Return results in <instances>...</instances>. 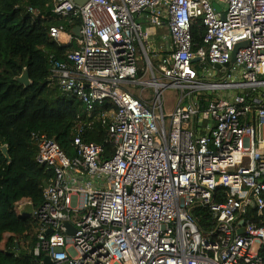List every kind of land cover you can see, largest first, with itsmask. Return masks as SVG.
Here are the masks:
<instances>
[{
  "label": "built area",
  "instance_id": "obj_1",
  "mask_svg": "<svg viewBox=\"0 0 264 264\" xmlns=\"http://www.w3.org/2000/svg\"><path fill=\"white\" fill-rule=\"evenodd\" d=\"M218 2L225 19L214 0H55L58 17L81 20L82 37L53 64V77L89 114L115 106L104 123L117 147L108 158L76 138L70 159L35 134L36 161L55 173L33 215L36 254L54 264H264V0ZM143 23L169 31L158 68ZM195 28H203L202 47ZM50 36L64 41L62 28ZM149 72L152 80L143 79ZM165 89L177 91L170 113ZM195 208L211 214L206 232Z\"/></svg>",
  "mask_w": 264,
  "mask_h": 264
},
{
  "label": "trees",
  "instance_id": "obj_2",
  "mask_svg": "<svg viewBox=\"0 0 264 264\" xmlns=\"http://www.w3.org/2000/svg\"><path fill=\"white\" fill-rule=\"evenodd\" d=\"M54 5L55 0H0V264H42L46 257V253H35L41 233L38 221L18 213L22 202L39 209L45 184L55 176L54 168L36 161L35 134L54 140L70 159L78 155L76 138L102 146L108 158L117 147L104 123L105 119L110 122L106 114L115 106L97 104L89 114L53 77V64L66 62L68 53L81 45L73 33L81 20L58 17ZM52 27L62 28L71 40L53 39ZM193 37L198 47L204 45L203 28H195ZM25 68L31 80L28 88L16 80ZM3 146L8 147L10 160ZM193 215L203 232L214 226L207 209L195 208Z\"/></svg>",
  "mask_w": 264,
  "mask_h": 264
},
{
  "label": "rangeland",
  "instance_id": "obj_3",
  "mask_svg": "<svg viewBox=\"0 0 264 264\" xmlns=\"http://www.w3.org/2000/svg\"><path fill=\"white\" fill-rule=\"evenodd\" d=\"M138 22L141 23L142 21L141 20H138ZM149 29H150L149 25L147 23H143V30H144V32L147 33ZM148 33H149L148 44L150 46V51H149L150 58L153 61L154 66L156 68H158V65H157V62L156 61H158V59H160L162 57V53H161L162 52L161 47H162V44H163L162 37L163 36H167L166 35V31L163 30V29H156V30H151ZM68 39H69V36L68 35H64L63 36V40L64 41H67ZM194 67L196 69H198V70L200 69L199 66H198V64H194ZM204 71L207 72L208 69H204ZM201 72H203V71H201ZM158 77H159V74H158ZM143 79H145V80H152L151 73L150 72L147 73L145 75V77H143ZM204 80L205 81H208V82H212V81H217L218 79L217 78L210 77L206 73V75L204 77ZM131 89L133 91H136V92H139L140 91V89H136L134 87H131ZM144 93L147 94V95L148 94L152 95L154 93V90L153 89H151V90L150 89H145ZM216 93H218V95H220V96H224L225 97V91L224 92L223 91H219V92H216ZM216 93H214V94H216ZM262 93H264V92H259L258 95H260L261 98H264V95ZM163 100H164V106H165L166 113L172 112V110L174 109V107H175V105L177 103V100H178V98H177V91L174 90V89H165L163 91ZM256 248H257V245H256Z\"/></svg>",
  "mask_w": 264,
  "mask_h": 264
},
{
  "label": "water",
  "instance_id": "obj_4",
  "mask_svg": "<svg viewBox=\"0 0 264 264\" xmlns=\"http://www.w3.org/2000/svg\"><path fill=\"white\" fill-rule=\"evenodd\" d=\"M75 3L79 6H83L85 3L88 2V0H74ZM214 8L216 9V11H220V8L217 4H214L213 5ZM222 19H225V14H222ZM73 33L81 39V27L78 26L76 28H74L73 30ZM248 46V42H243V43H240L238 44L233 53H232V58H231V63L234 64L236 62V55L239 51V49L241 48H245ZM199 61V58H196L194 59L193 62H197ZM221 66L219 65H215V68L219 69ZM226 70V68H224V71ZM16 80L21 84L23 85L25 88H28L30 85H31V80H30V75H29V71L27 68L24 69V72L23 74L20 76V77H17ZM1 150L3 152V154L5 155V157L10 160V156L8 154V147L7 146H3L1 147ZM48 187L47 184H45V189ZM34 212H35V206L30 203V202H22L19 204V208H18V213L20 214V216L24 217V218H30V217H33L34 215ZM68 230H69V233L70 234H75V230L74 228L68 223V222H65L64 224ZM52 229H48L47 232H46V235H49L50 233H52ZM240 233H243V231H239ZM43 264H54L51 260L50 257L46 256L43 260Z\"/></svg>",
  "mask_w": 264,
  "mask_h": 264
},
{
  "label": "crops",
  "instance_id": "obj_5",
  "mask_svg": "<svg viewBox=\"0 0 264 264\" xmlns=\"http://www.w3.org/2000/svg\"><path fill=\"white\" fill-rule=\"evenodd\" d=\"M214 4H217L219 6V8H220V11H217V12L221 13V15L224 14V12L222 11V7L220 6L218 0H214L213 5ZM156 29H163V30L166 31V35L167 36H163L162 37L163 44H162V47H161V49H162V52L161 53H162V56H164L165 54L168 53V51L170 49V45H169V31H168L167 27H165V26L164 27H160V28H156ZM156 29H154V30H156ZM150 31L151 30H148V32H150Z\"/></svg>",
  "mask_w": 264,
  "mask_h": 264
}]
</instances>
